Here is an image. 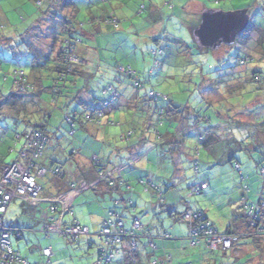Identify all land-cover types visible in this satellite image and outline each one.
<instances>
[{
	"label": "clouds",
	"instance_id": "obj_1",
	"mask_svg": "<svg viewBox=\"0 0 264 264\" xmlns=\"http://www.w3.org/2000/svg\"><path fill=\"white\" fill-rule=\"evenodd\" d=\"M12 8L19 11V18L9 20L7 12ZM137 13L141 23L125 30L123 25ZM210 18L234 23L225 33L210 23ZM113 31L121 33L125 45H136L145 57L139 71L134 70L138 61L124 65L120 56L113 58L105 48ZM54 36L61 38L62 46L67 42V47L57 58L61 77L55 88H48L45 82L51 79L53 69H48L49 75L39 69L46 66L53 47L49 37ZM177 36L193 47L187 49ZM206 38L212 43H206ZM88 39L93 40L92 45ZM225 39L234 44L239 40L237 51L244 61L231 75L216 67V60L221 66L226 63L220 56L203 48L196 52L201 41L215 47ZM2 63L16 67L4 72L0 101L9 103L0 104V129L15 125L26 131L35 122L47 123L50 112L60 113L74 127L71 136L65 134L59 143L55 137L45 145L26 137L28 143L23 148L33 149L31 160L39 165L52 158L68 161L66 168L56 170L65 173V179L60 183L55 178L38 180L45 188L35 200L17 193L12 201H0V229H15L17 222L23 227L25 221L35 225L39 217L28 210L29 203L35 206L63 198L67 211L68 202L80 191L86 193L83 200H95L90 190L96 187L93 177L107 180L130 172L139 175L143 184L138 196L141 206L135 214L143 215L152 232L168 231L182 238L189 251L198 249L197 264H214L220 256L214 248H206V241L217 228L232 222L240 203L245 211L256 210L254 204L248 207L249 196L264 197V191L257 193L253 188L254 180L264 184V159H260L264 157V0H250L240 10L226 6L210 10L208 0H118L111 6L100 0H3ZM254 68L260 71L254 74ZM10 75L15 77L14 84L7 79ZM61 78L73 85L66 94L59 87ZM173 90L182 99L177 100ZM8 91L23 94L18 104L10 103ZM72 149L76 153L68 157ZM156 155L167 157L168 162L159 170L148 169ZM235 160L242 163H233ZM97 165L104 171L97 174ZM118 184L122 187L124 181ZM69 189L70 194L64 196ZM134 192L129 189L130 194ZM241 192L245 197L238 199ZM83 200L74 203L67 227L58 219L46 240L35 228L23 233L20 242L0 232V264H94L92 257L81 259L83 253L76 252L69 260L61 251L68 243L59 235L61 229L79 233L81 228L73 225L98 229L109 219L106 209L101 211L103 205L86 209ZM167 203L172 204L171 218L161 208ZM212 209L218 213L213 218L216 222L207 220L205 232L197 222L205 220ZM47 211L41 210V215ZM16 234L21 233L18 230ZM121 254L117 251L111 259L118 260ZM244 255L250 264H264V230L253 234ZM234 258L229 256L228 264ZM140 264H178V258L142 257Z\"/></svg>",
	"mask_w": 264,
	"mask_h": 264
},
{
	"label": "rangeland",
	"instance_id": "obj_2",
	"mask_svg": "<svg viewBox=\"0 0 264 264\" xmlns=\"http://www.w3.org/2000/svg\"><path fill=\"white\" fill-rule=\"evenodd\" d=\"M2 2H3V0H0V3H2ZM17 2H20V0H17ZM28 2L31 3V0H28ZM145 2L150 3V0H145ZM213 3L214 4H223L224 6H226L228 8H236L237 10H240L241 8L236 7V5L237 4L248 5L250 3V0H208V4H213ZM108 6H111V5L108 4ZM229 6H231V7H229ZM209 9L210 10H216V9H222V8H210L209 7ZM7 15H8L9 20H11L13 16L19 18V11L15 8H12L11 10H9L7 12ZM144 16L147 17L148 13L145 12ZM141 20H142V17L140 15H136L135 18H133L130 21H128L127 23H125L123 25V27L125 30H129L132 27L139 25L141 23ZM57 23H59L58 20H57ZM81 39H83V38H81ZM177 39L182 40L183 44L187 45V49H191L193 47V45L189 44L187 42V40H185L182 36H177ZM86 42L89 45L93 44L92 39H88ZM238 44H239V40H237L236 43L231 45V46L222 45L221 47H219L220 49H218V50H215V49L214 50L213 49L208 50L207 48H203V47L199 46V47H197L196 52L199 53L201 48H203L204 50H206L208 53L212 54L213 56H220L221 54H223V56H220V58L223 59L224 61H226V63L221 66L219 60H216V67H221L222 71L225 75H231L234 72H236L239 69L240 65L242 64V62L240 61L242 56L237 51V45ZM61 45H62V42L57 45V50H60ZM105 48L107 49V51L109 52V54L113 58H115L117 55L120 56V59L124 65L129 64L131 62V60L138 61L139 62L138 65L135 66V68H134V70H136V71H139L140 67H142V65H143V61L145 59L143 54L138 50L136 45H131V46L125 45L124 39H122L121 33H119V32L113 31L111 33V37L105 41ZM229 53H231V55H229ZM15 67H16V65H13V64H8V63H2L1 64V66H0V88H3L4 84H5V77H4L5 70H12ZM51 67H52L51 65H48V67L45 69V71H43L45 75H49L48 69ZM32 70L34 71L37 69H26V71H32ZM39 70L42 71V69H39ZM253 70H255V68ZM212 71L215 72V68H213ZM50 75H51V79H49L45 82L46 86L47 85L50 86L52 84V81H53L52 78L55 76L54 72H51ZM7 79L11 83H13V84L15 83V77L14 76L10 75V76H8ZM69 85L71 86L72 84L70 83ZM173 91L176 92L177 100L182 99V97L179 95V92L177 90H173ZM10 92L11 91H8L7 95L10 94ZM247 99H250V97H244V100H247ZM49 117H50L49 118L50 121H49L47 130H48L49 134L51 135L50 141L53 139V137H55L56 142L59 143V141L65 136V134L71 136L73 129L70 128V125L67 121H65V118L60 116V113L50 112ZM35 123H37V122H35ZM35 123H33L32 125H34ZM32 129H33V126L30 129H27L26 131L21 132V131H19V128H17L15 125L3 127L2 129H0V166L3 164L10 165L16 160V158L19 155V151H20V149L24 143L23 141L17 140V134H24L25 132H29ZM61 129H63V131H61ZM75 153H76L75 149L69 150L68 151V157L74 156ZM239 162L242 163V161H240V160H239ZM67 164H68L67 160L52 158L47 162L46 166L56 167V168L61 169L62 167L65 168V166H67ZM63 174H65V173H63ZM52 177L53 176L48 175V176H46L44 178H40L38 180L39 181H47V180H50V178H52ZM113 178H115V177H113ZM116 178H120V181L123 180L124 182H128L130 185H132L134 187L135 192L133 194H130L126 191L124 193V198L132 199L134 201V198H133L134 194L136 193V196H137V194H139L140 190H142V188H143V185H141L139 183L142 178L139 175H136V174L130 173V172H124L122 175L117 174ZM40 185L42 186L43 189L45 188V185H43V184H40ZM263 186H264V184H261L256 180L253 181V188H254L255 192L259 193L262 190ZM111 194L108 193V200L107 201H102L100 203L103 205V207H102L103 210L112 207V201H110L111 200ZM251 198L253 200H256L257 196H251ZM238 199H239V197H238ZM129 201H131V200H129ZM50 202H52V201H50ZM158 203H159V201H158ZM112 208H114V207H112ZM44 209L48 210L44 214L45 215L48 214L49 213V205H47V204L40 205L38 208H36V207L35 208H28V210L30 212L35 213L36 216L39 217V221L35 225H33L31 223H27L25 221L23 223V227H21L20 222H17L16 228L24 229L23 233L32 232L33 228H35L36 231L41 235V237L46 240L48 235H45L42 232L40 233V230L42 229V226L44 227V224H53L54 222L48 221L47 223H42L45 215L44 214L41 215V210H44ZM244 213H245V211L242 207V204L240 203L239 204V210L235 212L232 222H234L238 216L242 217ZM88 215H89V213H88ZM207 215L209 216L210 220H213L214 223L216 222L213 219L214 216L218 215L216 209H212L210 212L207 213ZM127 218L131 219L130 216H127ZM66 220H69V218H67ZM232 222L229 225L225 226L223 229L217 228L218 231L221 233L226 232V230L231 226ZM23 233H21L20 235H12V236L15 238V240L17 242H20V241L24 240ZM94 234L95 233L92 232L91 236L86 237V238H81L79 240H74L72 238H68V239L63 238L64 240L68 241V243L64 246V249H63L64 251H65V249H67V251H65L64 254L68 257V259L71 260L73 258V255L76 252H80V253H83L81 259L87 260L88 257H92L96 261L97 257H98V252L101 248V241L98 238V236L94 235ZM173 237L175 240L169 241L168 244L171 245V244L176 243L177 245H179L178 248H176L175 245L172 247L171 246L169 247V250L173 255L176 252L177 253L178 252H183V253L189 252V255H187V257H190V256L191 257H198L199 256L198 249H192L191 251H189V249L182 243V238L176 237V236H173ZM91 241L95 242L93 250H89V248H88V245H89L88 242L91 243ZM246 243H248V241H242L241 242V244L244 246ZM243 252H245L244 249L241 250V255H242L243 261L237 260V262L235 264H245L248 261L249 257L244 255ZM216 254L220 256V260L214 261V264H228L227 258L229 256H232L231 254L224 255L223 253H220V252H216ZM95 261H94V263H95ZM114 261H116V260H114ZM231 264H234V259L231 260Z\"/></svg>",
	"mask_w": 264,
	"mask_h": 264
},
{
	"label": "trees",
	"instance_id": "obj_3",
	"mask_svg": "<svg viewBox=\"0 0 264 264\" xmlns=\"http://www.w3.org/2000/svg\"><path fill=\"white\" fill-rule=\"evenodd\" d=\"M138 15H140L139 13H137ZM109 19H112V17H109ZM68 40L69 41H72V42H74V40H75V38L74 37H72V36H69L68 37ZM59 43H61V39H60V37L59 36H55L54 37V39H53V42H52V51L51 52H54L55 53V50H56V47H57V45L59 44ZM66 46H67V42H65L64 44H63V46L61 45V48H60V50H57L56 51V55L53 57V59H54V61L56 62L55 64H50V63H48V61H47V63H46V66L42 69V71H45V69L48 67V65H51L52 67V69H53V71L52 72H54V77L52 78V84L49 86V85H47V87L48 88H55L56 87V81H57V78H60L61 77V70H60V65H59V62H58V57L59 56H61L62 55V53L64 52V49L66 48ZM228 46V45H227ZM218 49H220V48H217V49H215V50H218ZM218 54V53H217ZM220 56H223V54L222 55H220ZM242 63L244 62L243 61V58H241V60H240ZM0 66H1V64H0ZM33 71V70H32ZM257 72H259V70L258 69H255V70H253V73L255 74V73H257ZM130 79H131V77H129ZM72 84V82L71 81H68V82H65V80L64 79H60V84H59V87L60 88H62L63 90H64V92H65V94L67 93V91H68V89H70V85L69 84ZM23 94L22 93H19V92H10V94H8V96L9 97H11L12 99H11V101H10V103L11 104H18L19 102H20V100H19V98L22 96ZM7 103H9L8 101H0V104H7ZM87 107V106H86ZM177 107L179 108V105H177ZM167 114V113H166ZM178 116H180V112L179 111H177V113H176ZM50 117H49V114H48V116H47V123H39V122H37V123H35L34 125H32L33 126V129L31 130V131H29V132H25L24 134H17L18 136H19V139L17 138V140H19V141H23L24 143H23V145L24 144H27L28 143V139L26 138V137H30L31 138V140L32 141H35V138H36V136H37V134H43L46 138H47V142L48 141H50V137H51V135L49 134V132H48V124H49V121H50V119H49ZM73 120L75 121V117H73ZM65 121H67L66 120V118H65ZM69 125H70V127L71 128H73V126H74V123H69ZM172 134H174V132L172 133ZM24 138V139H23ZM23 139V140H22ZM46 142V143H47ZM45 143V144H46ZM27 151H30L31 152V149H27V150H25L24 148H23V146L21 147V149H20V151H19V155L21 154V153H23V152H27ZM29 152V153H30ZM258 154V156H259V153H257ZM18 155V156H19ZM18 158V157H17ZM16 158V159H17ZM260 159H264V157H260ZM233 163H240L239 162V160H235V161H233ZM38 164H39V162H38ZM42 166H44V167H46L48 170H49V172L47 173V175L46 176H48V175H52V176H56V177H59L60 175H61V172H59V174L60 175H58V174H52V173H50V170H57V169H59V168H55V167H52V168H49V167H47V166H45V165H42ZM98 171L99 172H102V171H104V170H101L100 168L98 169ZM45 176V177H46ZM117 177V175L115 176V178H113V180H111V182H113V183H111V182H109V183H107L108 185H110V186H115V185H117L118 184V182L120 181V178H116ZM142 180V179H141ZM141 180H140V184L141 185H143L142 183H141ZM127 188H128V190L129 189H134V187L132 186V185H128L127 184ZM167 190H168V187H167V185H165V188H164V191H165V193H167ZM261 191H264V186H263V188H262V190ZM260 191V192H261ZM245 197V193H243V192H241V197H240V199H243ZM248 199H249V201H250V203L248 204V207L249 208H252V205L254 204L255 206H256V210L255 211H253L252 213H250V211H245V213L243 214V216L241 217V216H238L236 219H235V222L236 223H238V228L235 230V231H233V230H231V227H229L227 230H226V232H224V233H221V232H219L218 231V229H216V232L218 233V234H223V235H234L237 239H236V241L233 243V247L232 248H230V249H226V250H224V249H222V248H220V249H215V253L216 252H220V253H223L224 255H227V254H229V253H231L232 251H238L239 252V257H237L236 258V260L234 261V264L237 262V260H242L243 261V259H242V255H241V250H246V247H247V244L248 243H246L245 244V246L244 245H242L241 244V242L242 241H250L251 239H252V236H253V234L254 233H256L257 231H260V230H264V208H262L261 207V205H262V201H264V197H262V196H257V198H256V200H253L252 198H251V196H249L248 197ZM128 204H132V202H130V203H128ZM242 204V207H243V209L245 208V205L243 204V203H241ZM38 205V204H37ZM127 207H129V206H127ZM127 207H124V208H127ZM171 216H172V212H171ZM108 218H112V220H114L115 222H123V224H124V227H123V230H124V233H126L127 234V236L126 237H124L122 240H121V242H119V244L121 245V248L120 249H117V247L115 246V248H114V250L116 251V250H118V251H120L121 253H124L126 250H127V245H128V249H129V251H128V253H130V255L132 254V255H135V258H133V262H135V260L136 261H138V262H140L139 261V256H137V253H138V250L140 249V243L141 244H143V243H145V244H143V245H145V246H143L144 247V249H149V251H150V253H149V255H151V256H153L154 255V253L156 252V250L158 249L157 248V244L155 243V240L156 239H161V240H163V238H164V236L165 235H169V236H171L169 233H164V234H162V235H159L158 237H156V236H151V235H147L146 233H145V225L143 224V222L140 220V218L139 217H134L133 219H132V223H131V226H130V228H128L126 225V220H125V218L123 217V215L122 214H120V213H115V212H111L108 216H107ZM136 219H139L140 220V222L142 223V225H143V229H142V231L141 232H138V231H135V229H134V223H135V220ZM107 219H104L103 220V223H102V227H101V230L99 231V233L97 234V236H98V238L100 239V241H101V248H100V250H99V252H98V257H97V260L95 261V263L94 264H98V262H99V258H100V255H101V253H102V250H104L105 249V244H104V239L103 238H100L99 237V235H100V233H101V231H102V229H103V226H104V222L106 221ZM207 220H210V218H209V216L207 215V213H206V218H205V220H203V221H199V222H197L198 224H200V225H206L207 224ZM45 225H47V224H44V226ZM83 226H85V225H83ZM67 226H65V228H66ZM11 228V227H10ZM11 229H13V228H11ZM14 230V229H13ZM20 231V233H23L24 232V229H20V228H16L15 227V231H14V233H11V235H17L16 233H17V231ZM43 233V234H45V235H49V233H47V232H45V229H44V227L42 226V229L40 230V233ZM134 233V237H128L131 233ZM89 236H91V232H90V235H88V236H83V237H89ZM61 237H63L64 239H68V238H72V239H74V240H79L80 238H83L82 236L81 237H75V236H61ZM170 239H172V238H170ZM203 239V238H202ZM153 241L154 242V244L156 245V249H152L151 248V246H150V241ZM253 242H255V241H253ZM133 245H135V247H133ZM126 246V248H124ZM244 246V247H243ZM206 248L207 249H212L210 246H209V244H208V242L206 241ZM244 253V252H243ZM242 253V254H243ZM167 256H170V255H167ZM164 257H166V256H163V257H161V258H159V259H163ZM248 257V256H247ZM155 258H158V257H155ZM135 259V260H134ZM115 261L113 260V259H111V261L109 262V263H105V264H112V263H114ZM245 264H250V261H249V259H248V261L245 263Z\"/></svg>",
	"mask_w": 264,
	"mask_h": 264
},
{
	"label": "crops",
	"instance_id": "obj_4",
	"mask_svg": "<svg viewBox=\"0 0 264 264\" xmlns=\"http://www.w3.org/2000/svg\"><path fill=\"white\" fill-rule=\"evenodd\" d=\"M117 2H118V0H100V3L101 4H104V5H108V4L112 5V4H115ZM119 2L129 3V2H131V0H119ZM138 2H139V0H138ZM54 37H49V41H50L51 44L53 42ZM208 50H210V49H208ZM56 51H57V47H56L55 53L54 52H51V55L48 57V59H47L48 63H50V64H55L56 63L54 61V59H53V57L56 55ZM72 86L73 85H71L70 88H72ZM73 99L75 100L76 97H73ZM81 99H83V98H81ZM76 103H80V101L77 100ZM83 106L86 107L87 106V102H85ZM117 115H122V114L121 113H117ZM174 131L175 130H173V132ZM169 155H170V150H169ZM167 162H168L167 161V157H162V156L156 155V156L153 157V163H151V164L148 165V169L156 168L157 170H159L160 166L165 165ZM67 166H68V164H67ZM67 166H65V168ZM49 168H52V167H49ZM96 168H97V174H99V171H98L99 168L101 170H104L103 167H100L98 165L96 166ZM117 174H119V173H117ZM40 178H44V177H40ZM40 178H38V179H40ZM52 178H55L56 181L58 183H60V182H63L64 181L65 174H63L61 172V176H59V177L53 176ZM92 179H94L95 182H96V187L94 189H90L95 194V200H91V199H89V200H83V197L86 194L83 191V192H80L77 196L73 197L72 198V201L68 202V204H67V209L68 210L67 211L65 210L66 205L64 203H62V199L63 198H61V200L52 201V202H50V201H45V202L42 201L41 203H39L38 205H35V206H33L31 203H29L28 204V208H35V207L38 208L40 205L47 204V205H49V213L46 214V215L44 214L45 216L43 218V222L42 223H44L45 218L47 219V222L48 221L55 222L58 219L62 218L64 225L67 226L69 224V220H66V219L69 218L70 213H71V209L74 207V203L76 201H80V199L83 200V204H84V207L86 209L89 208V207L98 208V207H100L102 205V204H100L102 201H107L108 200V193L109 194L112 193L111 194V200L110 201H112V207H114V208L111 207V208L106 209V212H105V215L106 216H108L111 212H115V213L122 214L123 217L126 220V224H127L126 226L128 228H130V226H131L132 219L134 217H139L140 220L145 225V233L147 235H151V236L158 237L159 235H162V234H164L166 232L171 235L170 237L172 239L161 240V239L158 238V239L155 240V243L157 244V248L158 249L156 250V252L154 253L153 256H151L152 254L149 255V253H150L149 249H147V248L144 249L143 246H145V245H143V244H145V243H143V244L140 243V246H139L140 249L138 250V253H137V256H139V258H138L139 261H141V258L142 257L144 259H146V260H152L155 257L161 258L163 256L170 255V257H172L174 260H177V258H178V264H194V263L197 264V257H191V256L190 257H187V255H184L183 252H178V253L176 252L173 255L170 252L169 247L170 246L172 247V246L175 245L176 248H178L179 245H177L176 243L175 244H171V245L168 244L169 241L175 240L174 237L172 236V234L170 232H168V231H164L162 233L161 232H152V230L144 223L143 215H137V214H135L136 211H137V208H139L141 206L140 205V200L138 199V196L143 191V188H142V190H140V192H139V194H137V196H136V193L134 194V196H133L134 201H133L132 199H126V198H124L125 191L129 193V190L127 188V184L128 185H130V184L128 182H124L123 186L121 187L119 184H117L115 186H110V185L107 184V181H100V179H97L96 177H93ZM111 183H113V182H111ZM41 188H42V186H41ZM71 191H72V189H69L68 192H65L64 193V196H68ZM168 191H169V189L167 190V192ZM240 197H241V193L239 194V199H240ZM129 200H131V201H129ZM130 202H132V204H128ZM157 204H159L158 201H157ZM234 205H235V202H234ZM127 206H129V207H127ZM124 207H127V208H124ZM161 208L163 209L164 214L167 215L169 218H171V211H170V209L172 208V204L167 203L165 205H161ZM101 211H103L102 208H101ZM61 213L62 214L64 213L62 215V217L60 215ZM97 214H99V213H97ZM91 215H92V213L89 212V216H91ZM127 216H130L131 219H128ZM102 223H103V221H102ZM102 223L100 224V226H99L98 229H89L90 232L91 233L94 232L95 233L94 235H97L99 233V231L101 230ZM85 226L88 227V225H86V224H85ZM230 227H231V230L235 231L239 226H238V223H236L234 221V222H232V224H231ZM83 238H86V237H83ZM88 244H89L88 245L89 250H93L95 242H92L91 241V243L88 242ZM124 248H126V247H124ZM128 248L129 247L127 245V250L124 253H122L121 256L119 257V259L116 260L113 264H121V262H123V264H140V262H138V261L135 260L136 259L135 258V255H132V254L130 255V253H128V251H129ZM61 251H63L65 253V251L63 249H61ZM238 251H232L231 253H229L233 257H235L234 258V261L236 260L237 257H239V252L240 251L239 252ZM133 258H135L134 259L135 262H133Z\"/></svg>",
	"mask_w": 264,
	"mask_h": 264
},
{
	"label": "built area",
	"instance_id": "obj_5",
	"mask_svg": "<svg viewBox=\"0 0 264 264\" xmlns=\"http://www.w3.org/2000/svg\"><path fill=\"white\" fill-rule=\"evenodd\" d=\"M33 142H38L41 145H45V143L47 142V138L43 134H37L35 141ZM28 149H31V152L27 151L21 153L12 164L10 165L3 164L0 166V193H3V195H0V201L4 200L5 198L12 201L17 193H20L24 197L31 198V200H35L36 196L43 191V189L37 183V181L38 178L45 177L49 172V170L46 167L39 165L38 161L31 160V154L33 152V149L32 148H28ZM21 160H23L24 163H19V161ZM45 169H47V171H45ZM50 173L55 175L56 174L60 175L59 172L56 170L55 171L50 170ZM113 177H110L107 180L100 179V181L111 182V180H113ZM252 212L253 211H250V213ZM109 219H107L104 222L103 229L99 235L100 238L104 239V244L106 247L104 250H102L98 264L109 263L111 261V258L114 256V254L118 251V250L116 251L114 250L115 246L117 245V243L121 242V240L124 237L127 236V234L124 233L123 230L124 227L123 222H115L114 220H112V218ZM202 226L204 231L206 232L208 229V224L206 225L202 224ZM54 227H55V223L45 225L44 226L45 232L49 233V229H52ZM73 227H80L81 231L79 233H71V232H66L64 229H61L59 231V235L60 236L72 235L75 237H81V236L83 237L90 235V230L86 226H81L79 224H76L73 225ZM134 229L135 231L138 232L142 231L143 225L139 219L135 220ZM14 231L15 229L13 230L11 228H8L7 231L0 229V232H4L5 236L14 233ZM128 237H134V233L132 232ZM200 237L201 239L203 238V233H200ZM170 238L171 237L169 235H165L163 240H167ZM236 239L237 238L234 235H223V234L220 235L215 230L214 235L209 240H207V242L212 249L222 248L226 250L233 247V243L236 241ZM150 242H151L150 243L151 248L156 249V245L154 244V242L152 240ZM7 259L8 258L5 257V260ZM164 259L165 257L161 260Z\"/></svg>",
	"mask_w": 264,
	"mask_h": 264
},
{
	"label": "water",
	"instance_id": "obj_6",
	"mask_svg": "<svg viewBox=\"0 0 264 264\" xmlns=\"http://www.w3.org/2000/svg\"><path fill=\"white\" fill-rule=\"evenodd\" d=\"M210 23H212L213 25H219V27L225 32L228 33L230 32L232 25L234 22L232 21H218V18H210ZM206 43H212V39L211 38H206L205 40ZM234 43L229 41V40H222L218 45H216L215 47H212L210 45L204 44L203 41H201V47L203 48H207V49H217L219 47H221L222 45H228L231 46Z\"/></svg>",
	"mask_w": 264,
	"mask_h": 264
},
{
	"label": "snow or ice",
	"instance_id": "obj_7",
	"mask_svg": "<svg viewBox=\"0 0 264 264\" xmlns=\"http://www.w3.org/2000/svg\"><path fill=\"white\" fill-rule=\"evenodd\" d=\"M157 2L159 3L160 2V0H157ZM245 5H242V4H237L236 5V7H238V8H242V7H244ZM208 7H210V8H223V7H225L223 4H208ZM229 7H231V6H229Z\"/></svg>",
	"mask_w": 264,
	"mask_h": 264
}]
</instances>
